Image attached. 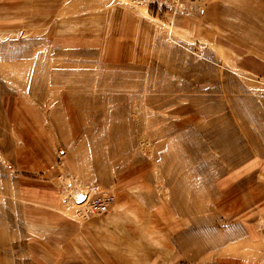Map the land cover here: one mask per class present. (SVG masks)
I'll return each instance as SVG.
<instances>
[{
    "label": "rangeland",
    "instance_id": "1",
    "mask_svg": "<svg viewBox=\"0 0 264 264\" xmlns=\"http://www.w3.org/2000/svg\"><path fill=\"white\" fill-rule=\"evenodd\" d=\"M209 4L0 0V264H245L241 237L207 236L235 222L225 200L256 161L264 76L188 35ZM122 121L133 144L108 158L111 142L90 139ZM102 196L107 211H92ZM198 229L210 247L193 256L179 242Z\"/></svg>",
    "mask_w": 264,
    "mask_h": 264
},
{
    "label": "crops",
    "instance_id": "2",
    "mask_svg": "<svg viewBox=\"0 0 264 264\" xmlns=\"http://www.w3.org/2000/svg\"><path fill=\"white\" fill-rule=\"evenodd\" d=\"M233 1L239 3L230 5L229 0H226V3L211 0V4L208 5L206 13H204V18L186 21L184 27L189 29L187 32L190 37L208 44L211 52L222 54V57L226 55L233 60L235 69L246 74L264 76V0ZM225 13L226 16L234 17L233 20L224 19ZM249 60L263 64V68L259 72H252L248 63H244ZM239 62L240 66H238ZM242 101L244 102V99ZM243 106L247 105L243 103ZM261 106L264 107V97L261 99ZM238 119L242 124L253 122L249 114L241 115ZM260 123L264 125L263 120ZM258 128L260 138L254 154L256 161L253 160L245 169V172L251 174L243 177L241 187L237 188L225 200L229 204L228 218L235 222L229 225L218 238L216 235L214 238L210 235L207 236L210 245L216 244L218 240H223L227 244L241 237L243 245H249L248 255L244 260L245 264H264V129ZM177 185L180 186V183ZM182 193L184 194V191ZM198 197L200 201H203L201 195ZM169 201L174 205L176 199L170 195ZM173 207L175 208V206ZM174 210L176 211V209ZM177 210L184 214L183 212L188 213L191 208L182 209L181 212L177 207ZM194 223L195 226L199 225L200 227L202 220H194ZM201 236L202 230L200 229L189 233L185 237V241L179 242L181 250L183 249L185 253H190L193 256L205 251L204 249L210 247L209 242L205 239L202 244ZM107 263L113 264L110 260Z\"/></svg>",
    "mask_w": 264,
    "mask_h": 264
},
{
    "label": "bare ground",
    "instance_id": "3",
    "mask_svg": "<svg viewBox=\"0 0 264 264\" xmlns=\"http://www.w3.org/2000/svg\"><path fill=\"white\" fill-rule=\"evenodd\" d=\"M41 81H42V78H40ZM41 81H39L38 79V83H40ZM123 88H117L115 87L113 90L114 92L115 91H118V90H121ZM125 91V94H129L130 90L129 89H125L123 90ZM128 95H124V97H127ZM142 104V103H141ZM118 108V107H117ZM118 111H122V113H119ZM124 111V112H123ZM127 112V107H123V108H119V110L116 111V113H113L112 117L115 116V117H119L121 116L120 114H125ZM75 113V112H74ZM67 115L68 116H71V118H73V111L69 110L67 111ZM57 116V115H55ZM138 117H145V116H141V115H138ZM55 118V117H54ZM75 118L78 119V114L75 113ZM159 116H151V117H145V126L147 125H151V124H154L155 122H157L159 120ZM56 119V118H55ZM58 122V120H57ZM124 122V123H123ZM127 124V121H122V125H117L115 127H111V129L108 131V133H106L107 135H102V137L99 139V140H94V139H90V142L92 143L93 146H96L97 144H100L101 143V140L104 141L106 139H108V142H111L109 148L107 149V153L108 155H110L108 158H111V157H114L116 156L118 153H121V152H124L126 151L130 146H132L133 142L128 140L125 136H127V129L124 128L125 125ZM121 126V127H119ZM123 128V129H122ZM107 130V129H106ZM160 133V135H159ZM164 134V129H160V131H157L155 134H153V136L155 138H157L158 136H162ZM119 134H123L125 138H123L124 140L121 141V142H117L115 139L116 137L119 135ZM152 136V137H153ZM153 137V138H154ZM93 150V149H92ZM99 155V154H98ZM97 155V152L95 151V153L93 154L92 153V156H90V158H88V160H84L86 161V163L91 164V165H94V166H100L99 164L101 163V160L100 158L98 157ZM162 169L164 168V164L162 163L161 164ZM160 169V168H159ZM80 193L76 194V197L79 195ZM79 196H83L84 199L80 202L77 201V204L81 205L83 204L85 201H88L87 200V194L85 193H81ZM176 196V195H175ZM177 197V196H176ZM98 203L99 204H94V202L96 200H99ZM73 200V199H72ZM112 197L111 196H102V197H99L97 199H93L90 201V203L88 202L89 204V208L92 210V211H96V212H99V213H105L107 211V208L109 206V203L112 201ZM101 207L104 208V210H101Z\"/></svg>",
    "mask_w": 264,
    "mask_h": 264
},
{
    "label": "built area",
    "instance_id": "4",
    "mask_svg": "<svg viewBox=\"0 0 264 264\" xmlns=\"http://www.w3.org/2000/svg\"><path fill=\"white\" fill-rule=\"evenodd\" d=\"M156 3L162 4V5H168L170 6L174 11H180L187 3H196L201 0H154ZM99 200H96L94 204H99ZM101 210H104L103 207H101Z\"/></svg>",
    "mask_w": 264,
    "mask_h": 264
},
{
    "label": "water",
    "instance_id": "5",
    "mask_svg": "<svg viewBox=\"0 0 264 264\" xmlns=\"http://www.w3.org/2000/svg\"><path fill=\"white\" fill-rule=\"evenodd\" d=\"M84 199L83 196H78V202L82 201Z\"/></svg>",
    "mask_w": 264,
    "mask_h": 264
}]
</instances>
